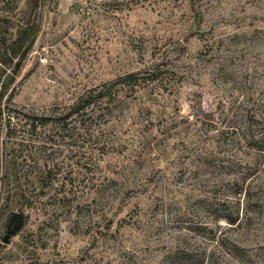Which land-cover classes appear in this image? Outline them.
Returning a JSON list of instances; mask_svg holds the SVG:
<instances>
[{
	"label": "rangeland",
	"instance_id": "obj_1",
	"mask_svg": "<svg viewBox=\"0 0 264 264\" xmlns=\"http://www.w3.org/2000/svg\"><path fill=\"white\" fill-rule=\"evenodd\" d=\"M0 59V264H264V0H0Z\"/></svg>",
	"mask_w": 264,
	"mask_h": 264
},
{
	"label": "trees",
	"instance_id": "obj_2",
	"mask_svg": "<svg viewBox=\"0 0 264 264\" xmlns=\"http://www.w3.org/2000/svg\"><path fill=\"white\" fill-rule=\"evenodd\" d=\"M16 42V40H15ZM4 63L1 61L0 59V67H2V69H0V72H4L6 70V67H4ZM169 73V71H165V69H162V64H152L150 68H147L145 70H143L142 72H133V73H129L123 77H119L118 79H116L113 84H120L122 85L123 82H129L131 84V88L134 89V87L138 84H140V82H148V83H153V82H166L168 81V78L166 77L167 74ZM1 78V75H0ZM111 88H109L108 86H106L105 84L101 85L100 88L97 89H93V90H88L85 91L83 94H81L70 106H68L65 110L66 111H62L60 114V121L61 124L65 127L66 124V120L67 119H71V117H73L74 115L79 116V114H84L86 113V111L88 110H94V107L98 104H102L105 100H106V96L107 94L110 92ZM7 91V87H0V133H1V129L3 128V126L6 125V127L8 128V126H10L11 122H14L15 124H17V122L14 121L15 115L18 114V111L16 112L15 109H9V107L7 105H3L2 104V100L5 97ZM7 99H11L10 95H8L6 97ZM5 108H7V115H6V119L5 122L3 123L2 120V115H3V111L5 110ZM28 116V115H27ZM32 118V117H31ZM29 123V127H30V131H34L36 129V124L35 121H37V117L35 115H33V119H29L28 120ZM71 122V121H69ZM243 142H247L249 143L250 141H256V142H260L259 140H263L264 139V135L261 136L259 139L254 140L253 137H248L245 136L244 138L240 137ZM248 140V141H247ZM264 143V142H263ZM16 167V165L14 166ZM10 171L11 169L8 168ZM7 167H5V170H3L2 172L4 173L3 177H9L8 174L10 175V172L8 171ZM14 170V169H13ZM16 171L14 170V174ZM230 224H234L237 221L236 219H228Z\"/></svg>",
	"mask_w": 264,
	"mask_h": 264
}]
</instances>
